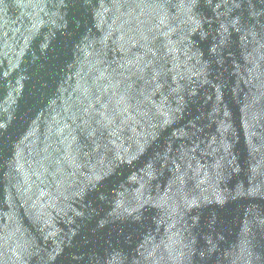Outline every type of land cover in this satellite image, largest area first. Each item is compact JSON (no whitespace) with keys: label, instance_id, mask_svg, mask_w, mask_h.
<instances>
[{"label":"water","instance_id":"obj_1","mask_svg":"<svg viewBox=\"0 0 264 264\" xmlns=\"http://www.w3.org/2000/svg\"><path fill=\"white\" fill-rule=\"evenodd\" d=\"M0 264H264V0H0Z\"/></svg>","mask_w":264,"mask_h":264}]
</instances>
